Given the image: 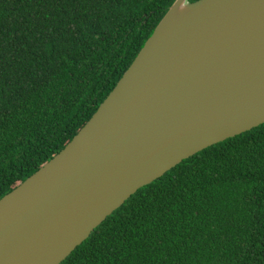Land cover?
Instances as JSON below:
<instances>
[{
    "label": "trees",
    "instance_id": "16d2710c",
    "mask_svg": "<svg viewBox=\"0 0 264 264\" xmlns=\"http://www.w3.org/2000/svg\"><path fill=\"white\" fill-rule=\"evenodd\" d=\"M174 1L0 0V199L89 121ZM61 264H264V124L140 188Z\"/></svg>",
    "mask_w": 264,
    "mask_h": 264
},
{
    "label": "water",
    "instance_id": "95a60500",
    "mask_svg": "<svg viewBox=\"0 0 264 264\" xmlns=\"http://www.w3.org/2000/svg\"><path fill=\"white\" fill-rule=\"evenodd\" d=\"M264 124V0H175L89 121L0 199V264H61L140 188Z\"/></svg>",
    "mask_w": 264,
    "mask_h": 264
}]
</instances>
